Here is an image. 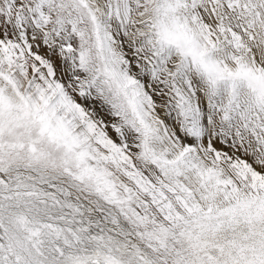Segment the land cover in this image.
Wrapping results in <instances>:
<instances>
[{
    "label": "snow or ice",
    "instance_id": "6c2138e0",
    "mask_svg": "<svg viewBox=\"0 0 264 264\" xmlns=\"http://www.w3.org/2000/svg\"><path fill=\"white\" fill-rule=\"evenodd\" d=\"M0 264H264V0H0Z\"/></svg>",
    "mask_w": 264,
    "mask_h": 264
}]
</instances>
